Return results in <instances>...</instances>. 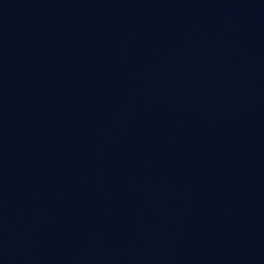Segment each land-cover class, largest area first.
Here are the masks:
<instances>
[{
  "label": "water",
  "instance_id": "obj_1",
  "mask_svg": "<svg viewBox=\"0 0 264 264\" xmlns=\"http://www.w3.org/2000/svg\"><path fill=\"white\" fill-rule=\"evenodd\" d=\"M0 264H264V0H0Z\"/></svg>",
  "mask_w": 264,
  "mask_h": 264
}]
</instances>
